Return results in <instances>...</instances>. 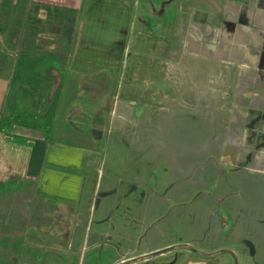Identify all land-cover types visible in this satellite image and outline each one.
<instances>
[{"label":"crops","instance_id":"crops-1","mask_svg":"<svg viewBox=\"0 0 264 264\" xmlns=\"http://www.w3.org/2000/svg\"><path fill=\"white\" fill-rule=\"evenodd\" d=\"M7 1L70 13L83 0H0V8ZM115 1L136 5L145 38L137 46L150 47L138 57L151 63V93L166 103L165 118L140 110L129 123L167 126L188 144L174 153L184 187L166 203L188 207L178 225L189 245L144 238L162 211L146 216L150 192L132 171L103 183L77 149L1 121L0 76V264H264V0ZM114 191L118 225L105 207Z\"/></svg>","mask_w":264,"mask_h":264},{"label":"rangeland","instance_id":"rangeland-1","mask_svg":"<svg viewBox=\"0 0 264 264\" xmlns=\"http://www.w3.org/2000/svg\"><path fill=\"white\" fill-rule=\"evenodd\" d=\"M135 9L134 2L83 0L77 11L62 13L5 2L0 8V76L7 80V90L1 121L34 137L33 133H40L48 143L77 149L91 159V168H97L103 183L112 186L115 179L127 180L132 171L150 192L143 212L148 216L162 211L158 222L145 229L144 238L152 234L160 247L181 248L189 245L178 225L188 207L171 211L169 202L173 192L184 187L182 169L173 177L179 164L174 153L188 144L184 147L180 138L174 140L167 126L159 128V133L153 125L139 126L138 121L134 126L128 121L141 112L143 118L151 119L156 112L159 118L166 114L165 100H156L151 93V63L138 57L141 51L149 54L150 47L137 46L145 38L135 30ZM34 66H41L42 72L31 71ZM160 70L165 71V64ZM161 91L159 97L165 99V90ZM17 96L29 97L33 108L29 119L15 111ZM125 119L127 127L121 128L116 121ZM115 193L105 207L111 212L107 221L118 225ZM98 204L99 197L94 199L95 209ZM127 209L131 220L134 214L129 205ZM171 220L177 223L169 237Z\"/></svg>","mask_w":264,"mask_h":264},{"label":"trees","instance_id":"trees-1","mask_svg":"<svg viewBox=\"0 0 264 264\" xmlns=\"http://www.w3.org/2000/svg\"><path fill=\"white\" fill-rule=\"evenodd\" d=\"M31 71L36 73L42 72L41 66H34L31 68ZM16 109L15 111L21 115H24L26 119H29L31 115L33 114V108L29 104V97L27 96H17L16 98Z\"/></svg>","mask_w":264,"mask_h":264}]
</instances>
